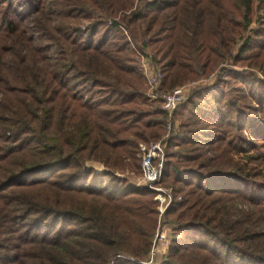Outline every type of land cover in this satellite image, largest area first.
Listing matches in <instances>:
<instances>
[{
    "label": "trees",
    "instance_id": "1",
    "mask_svg": "<svg viewBox=\"0 0 264 264\" xmlns=\"http://www.w3.org/2000/svg\"><path fill=\"white\" fill-rule=\"evenodd\" d=\"M133 3L0 0V264H148L161 222L160 264H264V0ZM119 26L151 48L161 92L238 40L232 61L249 69L172 113L161 218L156 192L120 176L142 174L138 145L162 139L167 113Z\"/></svg>",
    "mask_w": 264,
    "mask_h": 264
},
{
    "label": "built area",
    "instance_id": "2",
    "mask_svg": "<svg viewBox=\"0 0 264 264\" xmlns=\"http://www.w3.org/2000/svg\"><path fill=\"white\" fill-rule=\"evenodd\" d=\"M120 28L123 29L122 26H120ZM124 32L127 35L125 30ZM127 37L128 40L131 42L128 35ZM131 45L137 52L138 57L140 58V67L146 84V97L150 101L158 102L162 110L167 113L166 131L162 139L157 142H151L149 144L139 143L138 145L139 155L141 157V182L142 184H144V186L148 187L152 191H155L157 193V200L162 203H165L163 204V207H166L169 203H171V194L167 191H163L162 188L158 187V182L161 178L166 158L165 140L168 138L171 129L172 113L174 112L178 104L182 101V99L186 95V92L183 87H175L169 92H161V70L155 67L152 61L145 57L133 43H131ZM163 194L165 196L161 198Z\"/></svg>",
    "mask_w": 264,
    "mask_h": 264
},
{
    "label": "rangeland",
    "instance_id": "3",
    "mask_svg": "<svg viewBox=\"0 0 264 264\" xmlns=\"http://www.w3.org/2000/svg\"><path fill=\"white\" fill-rule=\"evenodd\" d=\"M139 2H141V0H134L133 9H135V7L140 4ZM121 15H122V13H118L113 18H109L108 19L109 20V24H111L110 21H116V20H118ZM86 25H87V22H83L81 28L84 29ZM252 26H254V25H252ZM127 39H128V37H127ZM142 41H146V40H142ZM128 43H129L131 49L134 51L135 57L137 58V60L139 62V65H140V61H139L140 58L138 57L137 52L134 50V48L131 45L132 41L130 42L128 40ZM240 43H241V41L238 40V43L232 47V51H231L232 55H230L229 57H227L224 61L220 62L217 65V67L215 68V70L212 71L209 75L204 76V77H199V78H197L195 80H189V81H186L185 83H183L182 85L176 86V87H183L184 90H185V92H186V95L184 96V98L182 99V101L179 104H181L182 102H184L187 99V97L189 96L190 91L192 89H194L195 87L201 86V85H210L213 82H215L216 79H218V78L221 79L222 81H225L227 79V71H229L231 69L232 70H235V71H243V69L244 70L245 69L246 70H249V69H247L248 67H242V66H240L241 64H237L236 65L232 61L233 60L232 57L237 53L238 46L240 45ZM135 46L137 48H139L138 47L139 44L138 45L136 44ZM140 49H141V53L145 57H147L149 60H151L152 63H153V65L160 70V68L158 66H156V64L153 61L151 48L150 47H147V46H144V48H140ZM254 73H255L256 77L259 80H262L264 78V70H262V71L261 70H259V71L258 70H254ZM143 86L146 88L144 76H143ZM153 102H152V105L153 106L162 109L161 106H160V104L158 102H155V101H153ZM178 124H179V118H176L175 121H174L175 128L178 126ZM259 150L260 149H257V150L255 149V150H252V151H254L253 153H255L256 151H259ZM252 151L250 153H252ZM165 153H166V151H165ZM100 165L101 164L98 163V162H93V161L88 162V166L94 167L95 171H97L99 169H102L103 166H100ZM103 171H105V169H103ZM117 174L120 175L119 173H117ZM120 176L121 177H125L126 179H128V181L130 182V184L133 185V186H136V187L137 186H139V187L140 186H144V184H142V182H141V175H136V174H133V173H129L128 172L125 175H120ZM158 187L159 188H162L163 191H167L168 193H170L171 194V197H172V195H173L172 194V188L168 184H166L165 182H162L161 178H160V180L158 182ZM163 196H165V195L163 194L161 196V198H163ZM166 199H167V197H166ZM155 200L158 202L157 209H158V211L160 213V218H161V215L163 214L164 210L168 207V205L170 203L166 207H163L164 206L163 204H165V203H162L159 200H157V195H155ZM168 229L169 228H168L167 224H165L164 222L163 223L161 222V224L159 225V227H158V229L156 231L154 246H153V249L151 251L152 252L151 253V257H152V254H153V257L148 262V264H160L163 261L164 256L167 253V250H168V247H169V242H170L169 237H168V234H167Z\"/></svg>",
    "mask_w": 264,
    "mask_h": 264
},
{
    "label": "crops",
    "instance_id": "4",
    "mask_svg": "<svg viewBox=\"0 0 264 264\" xmlns=\"http://www.w3.org/2000/svg\"><path fill=\"white\" fill-rule=\"evenodd\" d=\"M100 166H102V165H100ZM103 169L104 168L102 167V169H99V170L96 169V170H97V172H101V171H103Z\"/></svg>",
    "mask_w": 264,
    "mask_h": 264
}]
</instances>
